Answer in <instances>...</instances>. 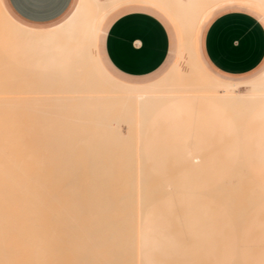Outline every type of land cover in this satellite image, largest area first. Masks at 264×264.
I'll use <instances>...</instances> for the list:
<instances>
[{"label": "bare ground", "instance_id": "1", "mask_svg": "<svg viewBox=\"0 0 264 264\" xmlns=\"http://www.w3.org/2000/svg\"><path fill=\"white\" fill-rule=\"evenodd\" d=\"M129 2L153 5L169 16L188 71L176 63L161 81L141 88L104 73L94 51L98 28L110 11ZM232 3L264 10V0H80L54 31L26 32L0 2V264H264V186L248 178L249 147L218 148L217 165L204 173L213 178L171 180L164 187L168 193L155 199L145 193L160 188L139 178L151 171L124 167L132 175L126 187L131 194L116 204L106 192L118 183L113 176L123 166L112 162L107 147L95 145L96 136L108 132L73 131L108 127L100 121L117 110L145 117L160 103L178 113L193 112L198 103L199 117L221 125L249 105L255 110L264 102V77L244 84L250 90L241 95L240 85L209 76L195 53L203 19ZM97 78L114 86L111 94ZM72 109L90 114L67 117ZM256 150L264 167V148ZM256 170L250 173L255 178L264 172Z\"/></svg>", "mask_w": 264, "mask_h": 264}, {"label": "rangeland", "instance_id": "2", "mask_svg": "<svg viewBox=\"0 0 264 264\" xmlns=\"http://www.w3.org/2000/svg\"><path fill=\"white\" fill-rule=\"evenodd\" d=\"M77 2L78 0H75L70 11L56 23L41 27H33L29 25L27 26L33 28H46L62 23L69 16ZM8 12L10 13L9 10ZM159 17L165 22V25L168 27L173 42L170 58L167 64L163 68H161V70L158 71L155 75L143 80L136 81L119 78L107 69L109 75L115 80L121 82L130 81L137 84L157 82L163 79L171 71L176 63L181 66V69H185L184 71L189 70V60L187 56L184 55L183 60H180L179 58L178 35L176 29L163 15L159 14ZM17 21L20 22L19 20ZM20 23L23 24L22 22ZM5 28L9 34L15 35L16 33H18V31H16L15 29H9L8 27ZM2 64L3 63L0 62V65ZM6 64L7 63H5L4 65L6 66ZM7 67H9V65ZM207 69L210 72L214 73L208 67ZM259 76L260 72L258 70L247 77L232 78L231 80L235 83L241 84L237 91L239 92V94L241 93V95H244L250 90V87H245L243 83L249 82ZM173 77H175V75ZM5 82L23 84L42 83V81L30 79H25L22 81L8 79L5 80ZM97 82L101 87H103V90L107 95L112 93L111 91L112 89H114V86L111 83L98 78ZM25 90H27V88ZM33 90L30 89L29 94H27L29 96L28 99L30 98L31 101H33L32 98L35 99V96H32ZM30 93H32V95ZM27 95L25 93V96ZM15 96L16 95H14L15 99L25 98ZM36 96L39 97L40 95ZM42 96L43 97L40 96L41 99L45 97L44 95ZM10 97L11 96L9 95V98ZM28 99L26 100V104L27 102H29ZM195 107L197 109H195ZM193 108V110H195L193 112L186 108H183V110L178 113L171 108L170 104L160 103L151 105V111H148L145 117L141 112L135 110H117L115 112L108 113L106 120L100 121L101 123L109 125L108 127L103 128L100 126L91 129H89V127L81 129L74 128L73 131H107L108 133L106 135L96 136L95 145L107 147L109 150V155L112 156V162H117L118 164L123 166V168L125 167L126 171L132 169L134 165H138L139 168L144 167L143 169L146 171H151V175H140L139 178L141 180L147 179L148 181H151V184L149 185L150 187L157 186L160 188V190L157 192H155L154 190H149L145 193L147 195L153 196L154 199L155 197L165 196V194L168 193L166 190H164V187L167 182L171 180L177 181V179H192L198 181L213 178V176H208L204 173L207 170L213 171L214 167L217 165V149L231 146L249 147V149H247L248 155H250L247 162L249 164L248 167L250 171L248 174L251 177L248 175V178L250 180H255V182H259L260 180H262L264 186V172H262L264 170V167H260L259 161L255 156V154L258 155L260 153L256 150L257 148H264V102L261 105H258L255 110L252 109L249 105L248 108L243 109L244 111H240L239 116H233L234 119L232 118L230 120L227 119L225 121H222V123H226L225 125H221L216 121L205 122L201 117H199L200 108L198 103H195ZM76 111L77 112H75L74 109L68 110L67 117H75V114L79 113L78 110ZM27 113L28 111L24 112L25 117L30 114ZM67 114L64 115L63 113L62 115H64L65 119L68 120V118L66 117ZM79 114L87 115L90 114V112H86L85 114V112H81L80 110ZM237 118L239 119L237 120ZM71 121L72 123H76V120L72 119ZM255 139L256 141L262 139L263 142L254 143ZM236 141H239V143H235ZM85 162L86 160H81L80 164H83ZM261 162L262 161H260V163ZM123 168L121 167L120 172L113 176V178L119 180L118 183H115V185H113L111 189L106 192V194L113 198L112 201L116 204H121L124 201V197L131 194V192L126 190V187L129 185V182L132 179V175L127 173L125 171V168ZM250 169H252V171ZM258 169L260 170L259 172H257ZM255 170L256 174L262 172L260 174H257L256 178V175L253 174L255 173L253 172ZM251 172H253V176L250 174ZM232 181L234 183L237 181L236 176L232 178ZM139 185L142 186L143 183L141 182Z\"/></svg>", "mask_w": 264, "mask_h": 264}, {"label": "crops", "instance_id": "3", "mask_svg": "<svg viewBox=\"0 0 264 264\" xmlns=\"http://www.w3.org/2000/svg\"><path fill=\"white\" fill-rule=\"evenodd\" d=\"M4 1L0 0L7 16L18 26L34 32L49 31L63 25L80 2L78 0L71 15L62 23L52 27L33 28L56 23L70 11L75 0H66L64 12L55 19L43 21L19 16L12 7L13 0ZM5 4L10 13L23 24L8 12ZM241 5L225 4L212 10L199 25L195 38V53L200 66L213 79L230 85H241L231 79L247 77L264 66V25L259 23L260 11L254 7L242 9ZM158 13L176 29L180 51V38L175 24L168 15L153 5L142 2L125 3L110 11L101 22L95 39V56L101 69L113 81L141 88L162 80L147 84L121 82L107 72L108 69L119 78L136 81L155 75L167 64L173 42L168 27ZM261 76L260 74L259 77Z\"/></svg>", "mask_w": 264, "mask_h": 264}, {"label": "snow or ice", "instance_id": "4", "mask_svg": "<svg viewBox=\"0 0 264 264\" xmlns=\"http://www.w3.org/2000/svg\"><path fill=\"white\" fill-rule=\"evenodd\" d=\"M12 7L21 17L43 21L48 19H55L65 11L67 5L66 0H13ZM240 7L242 9H245L251 7V5L242 4ZM258 19L259 23L264 25V10L259 13ZM59 26L60 25H58V27ZM22 30L26 32L31 31L27 29ZM96 42L98 44V39L96 40ZM4 55L5 57H7L9 55V52L5 50ZM259 72L262 77H264V66H261Z\"/></svg>", "mask_w": 264, "mask_h": 264}]
</instances>
